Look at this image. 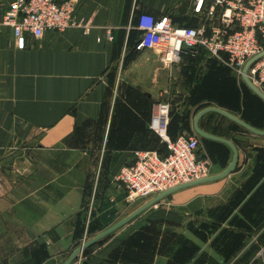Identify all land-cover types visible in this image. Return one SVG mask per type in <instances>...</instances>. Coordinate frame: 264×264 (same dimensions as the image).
Wrapping results in <instances>:
<instances>
[{"label": "crops", "instance_id": "crops-1", "mask_svg": "<svg viewBox=\"0 0 264 264\" xmlns=\"http://www.w3.org/2000/svg\"><path fill=\"white\" fill-rule=\"evenodd\" d=\"M58 1H71L73 19L90 31L28 35L19 49L4 23L12 0H0V264H62L91 222L106 229L133 211L117 175L134 150L158 149L150 97L167 91L164 84L183 62L163 64L153 50L154 62L146 60L148 49L134 39L127 45V37L139 30L142 12L199 24L191 0ZM148 66L149 79L141 71ZM243 82L220 75L206 83L205 92H214L205 94L207 106L264 130V100ZM202 118V129L236 144L237 166L161 201L202 215L204 264H264V257L257 261L264 249V136L248 130L256 138L240 145L236 122L216 112ZM200 142L212 174L227 168L233 159L227 144L201 136Z\"/></svg>", "mask_w": 264, "mask_h": 264}, {"label": "built area", "instance_id": "built-area-1", "mask_svg": "<svg viewBox=\"0 0 264 264\" xmlns=\"http://www.w3.org/2000/svg\"><path fill=\"white\" fill-rule=\"evenodd\" d=\"M199 18L196 27L176 25L168 14L155 16L142 12L136 16L141 36L140 50L155 51L163 64L180 63L184 55L196 56L201 50L219 58L241 77L247 61L264 50V0H191ZM71 1L12 0L4 15L11 26L17 48H25L27 36L40 38L48 30L65 31L91 25L74 20ZM112 39V35L109 34ZM253 83L264 92V56L248 70ZM170 105L159 103L150 128L167 144L168 154L158 150L137 149L130 163L124 165L117 180L125 187L126 201L133 204L178 185L210 176L209 158L199 154L200 136L168 133ZM264 257V249L257 255ZM252 264H259L254 262Z\"/></svg>", "mask_w": 264, "mask_h": 264}, {"label": "rangeland", "instance_id": "rangeland-1", "mask_svg": "<svg viewBox=\"0 0 264 264\" xmlns=\"http://www.w3.org/2000/svg\"><path fill=\"white\" fill-rule=\"evenodd\" d=\"M155 54L148 50L144 59L154 62ZM141 71L144 76L150 78V66L142 68ZM220 75H228L243 82V78L237 72L214 56L202 53L198 58L183 62L178 66L176 76L164 84L163 88L166 87L167 91L162 95H159V92L160 97L155 95L150 97L152 110H155L159 103H168L170 131L176 130L179 132L176 133L178 136L190 135L194 132L192 128L194 117L210 102L205 98V94L214 95L210 90L205 92L204 85L214 82ZM204 122L205 119H202L201 127H204ZM232 125L240 145H243V140L250 141L247 137H254L247 129L234 123ZM242 133L247 135L242 137ZM153 134L157 140L154 148L158 146L164 148L165 144L160 136ZM146 201L140 199L131 208L135 210ZM179 210L181 209L166 201L158 202L125 226L90 246L72 264H204L200 251L204 246L205 226L202 215L195 218L193 214H189L187 208ZM104 227L91 222L84 229L83 237L71 246L62 261L68 258L73 249L98 234Z\"/></svg>", "mask_w": 264, "mask_h": 264}, {"label": "water", "instance_id": "water-1", "mask_svg": "<svg viewBox=\"0 0 264 264\" xmlns=\"http://www.w3.org/2000/svg\"><path fill=\"white\" fill-rule=\"evenodd\" d=\"M262 56H264V50L262 52H260L259 54L253 56L252 58H250L247 61V63L245 64V66L243 68L242 78H243L244 82L250 87V89H252L258 96H260L264 100V92L258 86H256L253 83V81L250 79V77L248 75L249 68ZM209 112L219 113L222 116H225L226 118H228V119L236 122L237 124L241 125L242 127L246 128L247 130H249L253 134H256L259 136H264V130L258 129L257 127L251 125L250 123L246 122L245 120L241 119L240 117L232 114L228 110L222 109V108L217 107V106H208V107L203 108L202 110H200L196 114V116L194 118V122H193L194 130L201 137L225 143L233 150V159L229 163L227 168H225L220 173L212 174V175H210L206 178L200 179V180H196V181H192V182H188V183L178 185V186L173 187L167 191L161 192V193L153 196L152 198L147 200L145 203H143L141 206H139L138 208L133 210L131 213H129L128 215H126L122 219L118 220L117 222H115L114 224L109 226L108 228L102 230L101 232H99L98 234L93 236L92 238H90L86 241H83L80 246L76 247L70 253L68 258L62 264H72L75 259L79 258L82 255V253L84 252L85 249L96 244L100 240L111 235L116 230L125 226L126 224L131 222L133 219L138 217L141 213H143L147 209L151 208L152 206H154L155 204H157L158 202H160L162 199L169 196L170 194H172V193H174L180 189H183V188H187V187L194 186L197 184H202V183H206V182H210V181H214V180L224 178V177L228 176L232 171L235 170L237 163H238V159H239V149L236 146V144L230 139L209 133L200 127V124H199L200 119L205 114H207Z\"/></svg>", "mask_w": 264, "mask_h": 264}, {"label": "trees", "instance_id": "trees-1", "mask_svg": "<svg viewBox=\"0 0 264 264\" xmlns=\"http://www.w3.org/2000/svg\"><path fill=\"white\" fill-rule=\"evenodd\" d=\"M181 26H187V25H181ZM187 27H196V26H187ZM140 36H141V31L140 30H138V31H136V32H130L129 33V35H128V37H127V45H130V43H132V40L134 39V46H136V44H137V42L139 41V38H140ZM202 53H205V54H207L204 50H201L199 53H198V55H196V56H192V55H184L183 56V58H182V60H181V62H186V61H188V60H190V59H194V58H198V57H200V55L202 54ZM208 55V54H207ZM229 69V68H228ZM208 107V106H207ZM203 119V118H202ZM201 119V120H202ZM251 124V123H250ZM234 125H237V126H239V127H242V126H240V125H238V124H236V123H234ZM251 125H253V126H255V127H257V124H251ZM169 126V125H168ZM242 128H244V127H242ZM258 128V127H257ZM244 129H246V128H244ZM168 131L170 132V136H171V138L172 139H176L177 137H178V135H176V136H174V135H172V133H171V131H170V126H169V129H168ZM168 132V133H169ZM164 143V142H163ZM165 144V147L163 148L162 146H159L158 147V149H156V150H158L160 153H161V155H167L168 154V152H169V150H168V147H167V144L166 143H164ZM225 148H227L226 147V145H224V144H222ZM103 229H105V227L103 228ZM101 241V240H100ZM98 243V242H97ZM88 249V248H87ZM86 250V249H85ZM84 250V251H85Z\"/></svg>", "mask_w": 264, "mask_h": 264}]
</instances>
